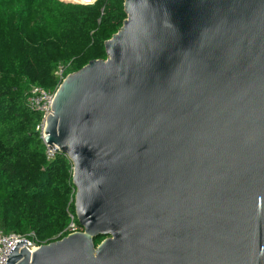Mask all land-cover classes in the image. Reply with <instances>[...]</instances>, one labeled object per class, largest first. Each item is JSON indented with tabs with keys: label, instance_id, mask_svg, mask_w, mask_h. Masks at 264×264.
I'll use <instances>...</instances> for the list:
<instances>
[{
	"label": "water",
	"instance_id": "95a60500",
	"mask_svg": "<svg viewBox=\"0 0 264 264\" xmlns=\"http://www.w3.org/2000/svg\"><path fill=\"white\" fill-rule=\"evenodd\" d=\"M124 10L45 128L83 230L5 264H264V0Z\"/></svg>",
	"mask_w": 264,
	"mask_h": 264
},
{
	"label": "trees",
	"instance_id": "16d2710c",
	"mask_svg": "<svg viewBox=\"0 0 264 264\" xmlns=\"http://www.w3.org/2000/svg\"><path fill=\"white\" fill-rule=\"evenodd\" d=\"M126 18L124 0H0V231L48 244L67 235L71 215L81 226L72 162L59 151L48 157L27 95L57 90L60 68L66 76L106 59L105 42Z\"/></svg>",
	"mask_w": 264,
	"mask_h": 264
},
{
	"label": "built area",
	"instance_id": "2783aa9c",
	"mask_svg": "<svg viewBox=\"0 0 264 264\" xmlns=\"http://www.w3.org/2000/svg\"><path fill=\"white\" fill-rule=\"evenodd\" d=\"M58 75L61 77V81H60L61 84V82L67 76L64 75L63 68H60V70L58 71ZM55 91L51 92L41 87L33 86L27 95V103L29 104V106L41 113V120L36 129L40 133V136L43 139V141L46 136L45 128H46L47 118L49 117L50 114H52V104H53ZM46 146H47L48 157L49 158L53 157L57 151L52 147L50 148L48 145ZM71 219L72 221L68 227L67 235L83 230L81 226H78L76 224L74 215H71ZM20 241H25V244L27 245H24V247L30 253L38 250L42 245L45 244L38 239V237L34 232H30L26 234H19V233L7 234L0 231V264H5L7 262L9 258L7 256L14 248L16 243H19Z\"/></svg>",
	"mask_w": 264,
	"mask_h": 264
},
{
	"label": "bare ground",
	"instance_id": "6f19581e",
	"mask_svg": "<svg viewBox=\"0 0 264 264\" xmlns=\"http://www.w3.org/2000/svg\"><path fill=\"white\" fill-rule=\"evenodd\" d=\"M64 1H72V2H91L94 0H64Z\"/></svg>",
	"mask_w": 264,
	"mask_h": 264
},
{
	"label": "rangeland",
	"instance_id": "374dc122",
	"mask_svg": "<svg viewBox=\"0 0 264 264\" xmlns=\"http://www.w3.org/2000/svg\"><path fill=\"white\" fill-rule=\"evenodd\" d=\"M61 1H64V0H61ZM65 67H63V69H64ZM19 234H22V233H19Z\"/></svg>",
	"mask_w": 264,
	"mask_h": 264
}]
</instances>
